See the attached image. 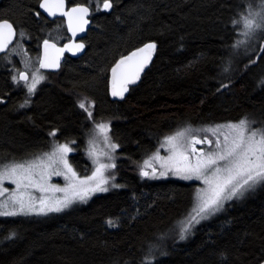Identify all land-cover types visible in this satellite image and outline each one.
Here are the masks:
<instances>
[{
  "label": "trees",
  "instance_id": "obj_1",
  "mask_svg": "<svg viewBox=\"0 0 264 264\" xmlns=\"http://www.w3.org/2000/svg\"><path fill=\"white\" fill-rule=\"evenodd\" d=\"M255 1L112 0L110 12L92 16L86 53L48 73L29 107L10 93L9 67L0 65V98L7 100L0 103V161L45 150L52 139L76 140L70 160L83 173L87 131L98 119L110 121L124 158L121 187L88 204L46 216L0 217V264H145L149 246L192 207L195 187L141 178L142 158L186 125L246 117L264 127V34L259 56L245 57L232 46L239 32L233 20ZM35 7L36 0H3L0 16L24 25L32 43H40ZM147 43L156 44L150 66L123 99H113L111 68ZM81 101L94 102L91 118ZM164 251L155 264H260L264 185Z\"/></svg>",
  "mask_w": 264,
  "mask_h": 264
},
{
  "label": "snow or ice",
  "instance_id": "obj_2",
  "mask_svg": "<svg viewBox=\"0 0 264 264\" xmlns=\"http://www.w3.org/2000/svg\"><path fill=\"white\" fill-rule=\"evenodd\" d=\"M50 16L55 17L58 13L67 17V28L72 36L85 31L89 24L88 16L92 8L76 4L70 8L66 7V0H41L38 5ZM112 0H97L96 11L111 10ZM36 16L40 13L36 12ZM239 20H233L234 30L237 39L233 48L246 46L248 41L260 31H264V0H260L259 10L253 11L248 5L245 12L238 13ZM18 35L16 28L8 20L0 21V53H4L13 39ZM24 32H19L20 40L24 38ZM86 45L69 40L63 47L49 39L43 40V55L37 57L38 67L33 68V62L26 55L22 43H18L7 55H12L18 50L23 55L24 71H18L12 76V80L19 84L21 81L27 86L29 95L35 94L37 85L45 79L40 69H59L60 60L65 51L76 53L82 51ZM156 44L147 43L143 47L131 52L128 56L122 57L111 69V95L123 97L128 91V85L134 84L140 78L141 72L151 61L155 52ZM29 69L32 74L29 76ZM228 68H225L227 71ZM225 87H227L225 85ZM4 101L0 99V103ZM25 99L20 105L21 108L29 104ZM94 106V102L93 105ZM79 107L87 112L89 118L92 112L86 108L84 101ZM255 122L249 121L246 117L237 122H229L224 125L205 127L193 130L191 126L177 131L173 135L164 138L163 147L167 148L168 155L162 156L159 152L153 154L148 161H145V168L142 169L143 176H155L158 167L163 169L159 172L161 176H167L169 172L181 176L183 179L193 178L203 181L205 187L199 189L195 197L193 211L182 222L179 229L180 239H185L190 230L201 220L207 219L221 211L225 202L236 197H243L245 193L254 190L258 185H264V128L254 126ZM96 129L103 135L108 151L99 153L95 150L93 141H89L88 154L95 163V169L90 176L81 177L68 160V155L73 151L69 143L54 142L49 152H44L31 160L24 162H12L0 166V197L7 194L6 199L0 200V216H15L29 212H61L69 208L76 200L86 201L96 192H107L109 183L104 172L107 169H115V157L112 153L120 147L112 143L107 133L109 125L97 124ZM203 132L201 139L196 132ZM56 131L49 135L56 136ZM208 134L214 137L208 138ZM72 143H75L73 141ZM215 145L213 150L205 152L197 149L196 145ZM101 155L106 157L109 163L101 161ZM154 162H158V165ZM145 169H150L145 170ZM53 176H63L67 182L64 187L50 183ZM5 181H11L15 185L14 190L4 187ZM118 187V185H113ZM38 190L42 196H34L33 191ZM54 193H63L57 197ZM108 223L113 224L112 220ZM14 236L15 233H12ZM163 242V235L157 238V242L149 246V255L153 256L159 251ZM164 255L163 252L160 253ZM145 264H155V258H145Z\"/></svg>",
  "mask_w": 264,
  "mask_h": 264
},
{
  "label": "rangeland",
  "instance_id": "obj_3",
  "mask_svg": "<svg viewBox=\"0 0 264 264\" xmlns=\"http://www.w3.org/2000/svg\"><path fill=\"white\" fill-rule=\"evenodd\" d=\"M94 2H97V0H93ZM100 3L102 5V0H100ZM259 5H260V0H256L254 3H252L250 6L252 7L253 11H256V10H259ZM98 12V11H96ZM239 31H242V29L239 28ZM264 34V31H260V32H257L247 43L246 46L244 45H241L239 48H235V51L236 52H240L241 55L243 56H248L252 53H255V54H258V56L260 55L259 51L261 52V49H259V43L261 42L262 40V35ZM238 39H243V37H240L238 36ZM32 39H30V42H31ZM32 43V42H31ZM36 45V43H33L31 45H28L29 48H24L25 50H30V52L28 51V53L26 52V55L28 57L31 58L32 62H33V65L32 67L33 68H36L38 67V64H36V60H37V57H39V55H36L34 54V46ZM16 47V45L14 46ZM13 47V48H14ZM12 55H17L19 57V59H16L12 57ZM12 55H8L6 57L3 58V60H0V65H4V66H8L9 68H11L12 70V76L14 75H17L18 72H14V70L18 67V65H21L19 67H21V69L24 71V64H23V55L22 53L19 52V50L16 52V53H13ZM17 60H18V64H17ZM14 72V73H13ZM40 73L42 75L45 76V79L43 81H41V85L42 84H46L48 79L49 78V75L47 74V72H44L42 69H40ZM31 74H32V71L31 69H29V76L31 77ZM13 81V80H12ZM15 82V81H13ZM22 82V81H21ZM20 82V83H21ZM24 88V92H25V97H32L34 94L32 95H29L28 92H27V86L24 85V83H22ZM38 84L37 85V88H36V91L38 89V86L40 85ZM35 91V92H36ZM34 97V96H33ZM85 104H86V108L92 112V115L94 114V106L93 103H87L86 101H84ZM92 117V116H91ZM229 122H237V121H228V122H221V123H213V124H200V125H186L182 128H180L179 130H183L189 126H191V128L193 130H199V129H202V128H205V127H214L216 125H224L226 123H229ZM106 124V125H109V128L110 130L108 131L107 135L108 137H110V140L112 143H115L117 144L113 137H112V133H111V123L110 121L106 120V119H98L96 121H94L93 125L88 129L87 131V135H86V139H85V147H84V155L86 156V159L91 163V164H88L84 167L85 169V172L83 173H80L76 166L72 164L71 160H70V155L71 154H74L76 151H77V148L75 147L74 143L72 142H67V141H59L57 139H52V141H50V143L48 144V147L45 149V150H42L40 152H37L33 155H30V156H27V157H23V158H19V159H14V158H4L0 161V166H3V165H6V164H9V163H12V162H24V161H28V160H31L37 156H40L42 153L44 152H49L51 150V146L53 145L54 142L56 143H69L70 144V147L73 148V151L71 153H69L68 155V160L69 162L72 164L73 168L77 171V173L81 176V177H84L86 175L90 176L92 174V172L94 171L95 169V163L93 162V159L92 157L88 154V151H89V141H93L94 144H95V150L99 153H103V152H106L108 151L107 147H106V144H105V141H104V137L103 135L96 129V125L97 124ZM255 127H258V128H264V127H261V126H258V125H255ZM177 130V131H179ZM177 131L173 132L172 134L170 135H173L175 134ZM195 134L199 135L201 139L204 138V133L203 132H196ZM168 136V135H167ZM166 137V136H165ZM163 137L159 143H158V146L157 148L152 152L150 153L149 155L145 156L142 158V160L139 162V167H140V170H139V175L141 178L143 179H148V180H156V181H160V180H167V179H176V180H180V181H184V182H188V183H192L194 184V187H195V191H194V198H193V203H192V207L190 208V210L186 213V215L181 218L177 224H175L170 230L166 231L163 235V242L161 244V247H160V250L159 251H155L153 253V256L155 259L161 257V256H164L166 255V252L167 251H164V250H167V247L169 245H172L174 243L176 244H182V243H186L190 238H192L196 232V230L204 223L206 222H209L211 221L212 219L216 218L218 215L222 214L227 206L229 204H231L232 202L234 201H241L243 200L245 197H247L249 194H252L253 192H255L259 186L261 185H258L254 190H251L247 193H245V195L243 197H236V198H233L232 200H229L227 202H225L224 204V207L221 211L217 212L216 214H214L213 216L207 218V219H203L200 221V223L196 224L191 230L190 232L187 234L186 238L185 239H180V236H179V229H180V226L182 224V222L186 219V217H188V215L193 211V208H194V205H195V197H196V193L199 189L205 187V185L203 184V181L201 180H197L195 178L191 179V180H187V179H183L181 176H177V175H174L172 172H169V174L167 176H161L159 175V172L162 171L163 169H160L158 167V170H157V174L153 177V176H143L142 175V169L145 168V161H148L150 159V157L153 156L154 153L156 152H159L160 155L162 156H167L169 153L167 151V148L166 147H163L162 145L164 144V138ZM208 138L209 139H213L214 140V137L211 135V134H208ZM75 143H77V141H75ZM215 147V145H204L202 146L201 148L204 149L205 152L207 151H210V150H213ZM200 148V146L198 147ZM119 148L115 150L114 153H112V155L115 157L114 159V162L116 164V168L115 169H107L105 172H104V176L106 179H108L109 183L107 185H105L106 187H108V191L107 192H96L94 194H92L86 201H79V200H76L69 208H66L64 209L63 211L61 212H47V213H39V212H29L27 214H24V213H21V214H18V215H37V216H46V215H50V214H54V213H63V212H66V211H69L71 209H73L74 207L78 206V205H84V204H88L90 201H92V199H94V197L98 196V195H101V194H105V193H109L111 191H113L114 189H118L121 187L119 181H118V177H119V169L118 167L120 166V162L124 160L123 156L120 155V153L118 152ZM101 161L104 162V163H109L110 161H108V159L106 157H104L103 155H101ZM158 165V162H154ZM145 170H149L150 169H145ZM51 184L53 185H59L60 187H64L65 184L67 183L64 179L63 176H53L51 178V181H50ZM113 185H118V187H115ZM4 187L8 188L10 191L11 190H14L15 188V185L12 184L11 181H5L4 182ZM33 195L34 196H42L43 194L42 193H39L38 190H34L33 191ZM50 195H54V196H57V197H60L63 195V193H54V194H50ZM6 196L7 194H5V196L3 197H0V200L2 199H6ZM18 215H15V216H18ZM0 217H13V216H0ZM161 235V236H162ZM160 236V237H161ZM163 252L164 255H161L160 253ZM153 256H150L148 257V259H152Z\"/></svg>",
  "mask_w": 264,
  "mask_h": 264
},
{
  "label": "flooded vegetation",
  "instance_id": "obj_4",
  "mask_svg": "<svg viewBox=\"0 0 264 264\" xmlns=\"http://www.w3.org/2000/svg\"><path fill=\"white\" fill-rule=\"evenodd\" d=\"M3 0H0V3L2 2ZM41 2V0H36V7L35 9L32 11V14L34 15L35 19H36V22H37V25H38V32H37V35L39 36V40H41L40 43H37V41H35L34 43H36V45L34 46L35 48L33 49L34 50V54L36 55H39V57H41V53H42V45H43V40L45 39H49L51 41H54L56 42L57 44L59 45H64L65 43H67L72 37L71 35L69 34V31H68V28H67V24H66V19L63 18V17H57L55 19H50L49 17H47L42 11H41V8L38 7L39 3ZM76 4H82V5H86V6H89L90 8L93 9L92 11V16L94 15V13L96 12L95 10V4L96 2H94L93 0H67V8H70L72 6H75ZM105 11V10H103ZM36 12H39L40 15L39 16H36L35 13ZM2 20H8L10 21L13 26L16 28L17 30V37L14 41V43L9 47L7 53L15 46L17 45L18 43H22L23 45V48H29L28 45H31L33 43L32 40L30 42V39L32 38L31 34L29 33L28 29L22 25L21 23L17 22V21H13L7 17H3V16H0V21ZM46 23V25H45ZM93 26V25H92ZM91 29V28H90ZM89 29V30H90ZM20 31H23L24 32V38L23 40L21 41L20 40V37H19V32ZM89 33V31H88ZM88 36V34H87ZM87 36L84 37V38H81V39H77V41H82V42H85L87 45ZM28 51L30 52V50H26V52L28 53ZM7 53L3 54L0 56V60H3L4 57L8 56ZM13 59L16 58V59H19V57L17 55H12ZM81 57V56H80ZM70 58H78V57H73V56H70L69 54H66L65 56V60L63 61L62 63V66H61V69L64 65V63L70 59ZM17 64H18V60H17ZM21 65H18V67L14 70V72H18V71H23L21 69V67H19ZM61 69L59 71H56V72H60ZM11 73V78H10V84H9V90H10V93H18L19 94V99H18V104L21 105L24 103L25 99H28L30 102L27 106L25 107H29L32 102L34 101L35 99V96L37 95V93L41 90V88L46 85V84H40L38 86V89L37 91L35 92V94L30 97H25V92L23 90L24 86H23V82L17 84L16 82H13L12 81V70L11 68L8 69ZM44 71V70H43ZM13 72V73H14ZM44 72H47L48 73H56V72H53V71H44ZM110 89V87H109ZM7 97H9V93L6 94ZM2 99L5 103L7 100L4 99V98H0ZM76 141V140H74ZM75 147L78 146V142L77 143H74ZM202 146L204 145H201L199 149H203L201 148ZM204 150V149H203ZM77 153V151L75 152ZM73 165H75L74 163H72ZM87 164H91L90 162H88Z\"/></svg>",
  "mask_w": 264,
  "mask_h": 264
},
{
  "label": "water",
  "instance_id": "obj_5",
  "mask_svg": "<svg viewBox=\"0 0 264 264\" xmlns=\"http://www.w3.org/2000/svg\"><path fill=\"white\" fill-rule=\"evenodd\" d=\"M112 4H113V2H112ZM85 6H86V5H85ZM66 7H67V0H66ZM88 7H89V6H88ZM111 10H112V9H111ZM111 10H106V11L110 12ZM41 11H42L47 17H49L50 19H55V18H57V17H63V16H61L59 13H58L55 17L50 16V15H49L47 12H45L42 8H41ZM63 18L66 19V24H67V17H63ZM88 20H89V24L87 25L85 31L82 32V33H79V32H78V33L76 34L75 37H73L71 31L68 30V31H69V34H70L71 37H72L71 40H73V41L76 42V43H81V42H82V41H77V39H81V38H84V37L87 36L89 29H90V28L92 27V25H93L92 12H91L90 15L88 16ZM9 22H10V21H9ZM15 39H16V38H14L13 41H12V43L8 46V49H9V47L14 43ZM50 41H51V40H50ZM51 42L57 44V43L54 42V41H51ZM68 42H69V41H68ZM68 42H67V43H68ZM83 43L86 45V47H85L82 51H80V52H76V53H72V52H68V51H65V52H64V54H63V56L61 57V60H60V68H59V69H42V70H44V71H53V72L59 71V70L61 69V66H62L63 61L65 60V56H66V54H69L70 56H73V57H80V56H83V55L86 53V51H87V44H86L85 42H83ZM65 44H66V43H65ZM65 44H64V45H65ZM64 45H59V44H57L58 47H63ZM141 47H143V46H140V47H138V48H141ZM138 48H136V49H138ZM8 49H6L4 53H0V56L3 55V54H5V53H7ZM136 49L132 50L131 52L135 51ZM155 51H156V49H155ZM131 52H130V53H131ZM130 53H128V54L125 55V56H128ZM42 55H43V45H42V53H41V57H42ZM154 55H155V52H154L153 55H152L151 61L145 66L144 70L141 72L139 80H137L134 84H129V85H128V91L124 94V96H123L122 98H121V97H118V96H117V97H114V96L111 95V97H112L113 99H123V98L128 94V92H129V90H130V87L139 83V81L141 80L142 75L145 73V71H146V70L148 69V67L150 66V64H151V62H152V60H153V58H154ZM125 56H123V57H125ZM121 58H122V57H121ZM121 58H120V59H121ZM120 59H119V60H120ZM119 60H118V61H119ZM118 61H117V62H118ZM117 62H116V63H117ZM116 63H115V64H116ZM115 64H114V66H115ZM114 66H113V67H114ZM113 67H112V68H113ZM112 68H111V69H112ZM109 87H110V93H111V71H110ZM199 146H201V144H197V145H196L197 149H199V148H198ZM260 264H264V260H263Z\"/></svg>",
  "mask_w": 264,
  "mask_h": 264
}]
</instances>
